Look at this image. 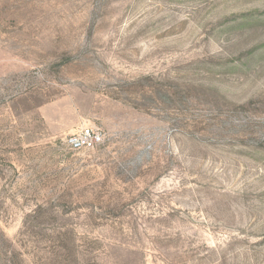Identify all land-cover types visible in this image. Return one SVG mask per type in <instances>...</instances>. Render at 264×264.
I'll use <instances>...</instances> for the list:
<instances>
[{
    "label": "rangeland",
    "instance_id": "374dc122",
    "mask_svg": "<svg viewBox=\"0 0 264 264\" xmlns=\"http://www.w3.org/2000/svg\"><path fill=\"white\" fill-rule=\"evenodd\" d=\"M0 231L25 264H264V0H0Z\"/></svg>",
    "mask_w": 264,
    "mask_h": 264
},
{
    "label": "built area",
    "instance_id": "2783aa9c",
    "mask_svg": "<svg viewBox=\"0 0 264 264\" xmlns=\"http://www.w3.org/2000/svg\"><path fill=\"white\" fill-rule=\"evenodd\" d=\"M105 140V132L97 125L83 123L65 137L64 142L73 151H87L96 148Z\"/></svg>",
    "mask_w": 264,
    "mask_h": 264
},
{
    "label": "trees",
    "instance_id": "16d2710c",
    "mask_svg": "<svg viewBox=\"0 0 264 264\" xmlns=\"http://www.w3.org/2000/svg\"><path fill=\"white\" fill-rule=\"evenodd\" d=\"M3 234L0 231V243H4ZM5 249V247H4ZM0 254L4 255L3 264H25L21 252L16 249L13 245H10V248L6 251H3V246L0 244Z\"/></svg>",
    "mask_w": 264,
    "mask_h": 264
}]
</instances>
